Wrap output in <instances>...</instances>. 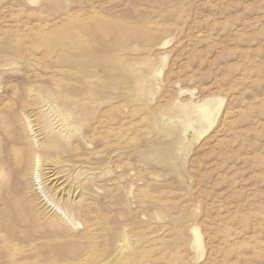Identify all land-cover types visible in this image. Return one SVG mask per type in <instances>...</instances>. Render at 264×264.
<instances>
[{
  "label": "rangeland",
  "instance_id": "rangeland-1",
  "mask_svg": "<svg viewBox=\"0 0 264 264\" xmlns=\"http://www.w3.org/2000/svg\"><path fill=\"white\" fill-rule=\"evenodd\" d=\"M0 264H264V0H0Z\"/></svg>",
  "mask_w": 264,
  "mask_h": 264
},
{
  "label": "bare ground",
  "instance_id": "bare-ground-1",
  "mask_svg": "<svg viewBox=\"0 0 264 264\" xmlns=\"http://www.w3.org/2000/svg\"><path fill=\"white\" fill-rule=\"evenodd\" d=\"M56 123V122H55ZM58 123V121H57ZM35 130V129H34ZM54 130V129H53ZM68 130V129H67ZM58 131V130H57ZM64 132V131H63ZM62 132V133H63ZM73 133V132H72ZM66 134V133H65ZM45 141V140H44ZM34 143V142H33ZM22 151V150H21ZM24 151V150H23ZM26 151V150H25ZM35 156V158H33V166H32V169L30 168V165L28 163V159ZM24 161V162H23ZM36 161H40L39 159V156H38V150H36L35 146L33 145H29L28 147V151L27 153L24 154V158L22 160V163L24 164L23 166V175L25 177V173H28L29 171L31 172V175L34 174V171L36 169V167L38 166V163H36ZM46 170V178H47V181H49V184L50 183H53L52 186H59L61 184H63L64 182H60L58 183V181L63 177V175H61L60 173L56 172L53 167H50L48 166L47 168H45ZM93 170V169H92ZM58 171V170H57ZM80 177V176H79ZM45 178V179H46ZM71 183V180L68 181L66 180V184H64V188L63 189H60L62 188V186L59 188L58 190V195H62L61 192L64 191L65 192V189L69 188V193H71V196H73L74 192L75 194L76 193H79L81 192V187L80 186H77V187H72L73 189L70 190L71 187H69ZM74 191V192H73ZM97 196V195H96ZM95 196V197H96ZM49 201L52 202L53 204H55L59 209L62 210L63 214L65 215V217L67 219H65L64 217H60V215L57 214V212L54 214L53 213V222H56V226H58V228L60 229V231L56 232L53 231V233L57 234L61 239H63V242H60L61 245L59 246H56V241L54 240V246L56 247H53V244H50L48 247H45L46 249H48L51 253H53V257L57 258V259H64L66 257H73L75 256V252L77 251L76 249H73L70 247V245L68 243L71 242V239L77 235L79 233V231L77 232V229H81L83 226H84V229L86 228H89L90 225H89V220H88V217H87V213L85 211V207H84V210L83 208H80V207H77V205L75 206H61V204H59L57 202L56 199H52V198H49ZM50 209V208H49ZM48 210V209H47ZM51 210V209H50ZM83 211H85L83 213ZM93 213V212H92ZM44 216V215H43ZM87 218V219H86ZM80 224H82V227H80ZM94 231V230H93ZM52 233V232H50ZM88 235V234H87ZM90 235V234H89ZM80 237V236H79ZM82 237V236H81ZM91 243V242H90ZM89 249H90V246L88 245ZM80 248V247H79ZM79 250V249H78ZM91 250V249H90ZM81 252V249L79 250V253ZM92 252V251H91ZM104 253V252H103ZM86 254V252H85ZM84 254V256H85ZM91 254H95V252H92ZM79 255V254H78ZM88 255V254H87ZM90 255V254H89ZM83 256V255H82ZM83 256V257H84ZM81 257V256H80ZM108 257V255H107ZM86 257H84L83 259L85 260ZM87 259V258H86ZM92 259V258H91ZM82 261V259H81ZM60 263V262H58ZM85 263V262H84Z\"/></svg>",
  "mask_w": 264,
  "mask_h": 264
}]
</instances>
